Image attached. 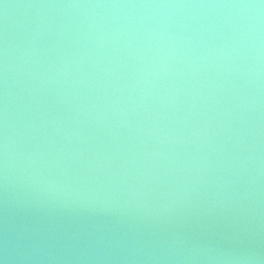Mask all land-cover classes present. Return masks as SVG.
Instances as JSON below:
<instances>
[{
  "label": "water",
  "instance_id": "95a60500",
  "mask_svg": "<svg viewBox=\"0 0 264 264\" xmlns=\"http://www.w3.org/2000/svg\"><path fill=\"white\" fill-rule=\"evenodd\" d=\"M240 3L0 0L3 264H264V8L228 54L213 7Z\"/></svg>",
  "mask_w": 264,
  "mask_h": 264
},
{
  "label": "clouds",
  "instance_id": "9594fccd",
  "mask_svg": "<svg viewBox=\"0 0 264 264\" xmlns=\"http://www.w3.org/2000/svg\"><path fill=\"white\" fill-rule=\"evenodd\" d=\"M150 7H172L171 5H155ZM178 7H185L184 5H180ZM202 7V6H201ZM213 7H223V8H229V9H237L236 15L238 17H242L238 24L235 25L233 28V35L230 38V41L227 46V52L228 54H234L238 51L242 50L246 42L250 43L253 39H255L259 34V20H258V12L253 15L252 13L257 10L264 8V0H260L259 4H252V3H240V4H227V5H215ZM168 39L166 32H160L153 34L152 37H150L149 43H152L153 41L159 43L160 41ZM176 39L181 40V42L184 41L185 38L177 37ZM170 47H172L170 45ZM221 50L223 51L225 46L222 44ZM165 57L167 58L169 56V53H164ZM8 147H9V139L8 136L5 135L4 142H3V150H4V169L5 172H7L8 168ZM194 251H199L198 249ZM186 259H192V254H189ZM237 259L241 260L242 262H247L253 259L252 256H241L237 257ZM0 264H3L2 261H0Z\"/></svg>",
  "mask_w": 264,
  "mask_h": 264
}]
</instances>
